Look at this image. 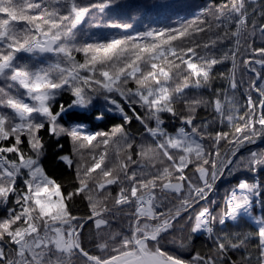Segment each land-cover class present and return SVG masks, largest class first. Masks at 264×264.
Masks as SVG:
<instances>
[{"label":"snow or ice","instance_id":"6c2138e0","mask_svg":"<svg viewBox=\"0 0 264 264\" xmlns=\"http://www.w3.org/2000/svg\"><path fill=\"white\" fill-rule=\"evenodd\" d=\"M148 16L0 0V264H264V0Z\"/></svg>","mask_w":264,"mask_h":264},{"label":"trees","instance_id":"16d2710c","mask_svg":"<svg viewBox=\"0 0 264 264\" xmlns=\"http://www.w3.org/2000/svg\"><path fill=\"white\" fill-rule=\"evenodd\" d=\"M131 3L143 5L149 16L141 21L147 22L153 19L154 22L167 24L170 20L176 19V15L184 17L197 10V6L204 3V0H130ZM158 3L169 4L167 9L152 8L151 5ZM203 240L197 241V244L203 243Z\"/></svg>","mask_w":264,"mask_h":264}]
</instances>
